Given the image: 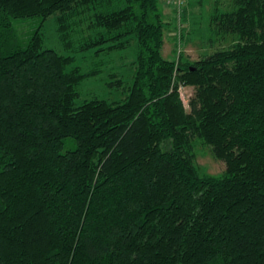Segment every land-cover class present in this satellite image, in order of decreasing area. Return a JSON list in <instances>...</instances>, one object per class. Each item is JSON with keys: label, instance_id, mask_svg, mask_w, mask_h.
<instances>
[{"label": "trees", "instance_id": "obj_1", "mask_svg": "<svg viewBox=\"0 0 264 264\" xmlns=\"http://www.w3.org/2000/svg\"><path fill=\"white\" fill-rule=\"evenodd\" d=\"M160 4L0 0V264H264V0L216 3L211 33L235 42L195 62L164 58ZM52 16L66 47L87 21L81 51L136 45L132 82L110 75L122 100L78 105L107 63L83 72L18 35ZM195 140L222 175L201 172Z\"/></svg>", "mask_w": 264, "mask_h": 264}, {"label": "rangeland", "instance_id": "obj_2", "mask_svg": "<svg viewBox=\"0 0 264 264\" xmlns=\"http://www.w3.org/2000/svg\"><path fill=\"white\" fill-rule=\"evenodd\" d=\"M218 3L222 11L231 10L233 0H161V10L164 21L168 24L165 31V44L163 56L173 60L179 54L192 62L200 60L202 57L210 55L220 49H226L235 42V36H227L221 39L211 33L210 14ZM56 16L47 20L34 18L28 20H17L15 22L18 35L22 38L29 37L32 33L40 31L44 37V46L56 50L63 56L73 57V67H79L83 72L91 71L101 62L107 65L102 68L98 76L85 80L79 87L80 98L78 105L93 98L105 99L118 102L122 100L120 92L108 86L111 81V74H121L125 81L131 83L133 73L131 64L135 59L136 45L130 50L119 51L106 55L96 54L95 50H79L82 36H89L87 29L89 22H85L81 27L82 32L73 34V45L66 47L57 31ZM26 41V39H25ZM178 53V54H176ZM123 58V59H122ZM195 90L191 87H181L180 95L187 111H190L189 102L194 96ZM196 164L203 174L210 176H220L226 170L225 163L216 160L209 147L195 140ZM76 145L72 140L65 143L63 152L75 149Z\"/></svg>", "mask_w": 264, "mask_h": 264}, {"label": "built area", "instance_id": "obj_3", "mask_svg": "<svg viewBox=\"0 0 264 264\" xmlns=\"http://www.w3.org/2000/svg\"><path fill=\"white\" fill-rule=\"evenodd\" d=\"M179 92H180V90H179Z\"/></svg>", "mask_w": 264, "mask_h": 264}]
</instances>
